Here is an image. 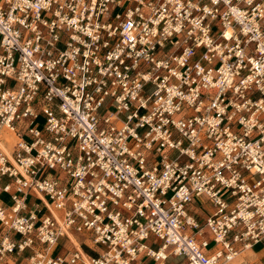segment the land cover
<instances>
[{
  "label": "built area",
  "instance_id": "obj_1",
  "mask_svg": "<svg viewBox=\"0 0 264 264\" xmlns=\"http://www.w3.org/2000/svg\"><path fill=\"white\" fill-rule=\"evenodd\" d=\"M257 244L264 0H0V264Z\"/></svg>",
  "mask_w": 264,
  "mask_h": 264
},
{
  "label": "crops",
  "instance_id": "obj_2",
  "mask_svg": "<svg viewBox=\"0 0 264 264\" xmlns=\"http://www.w3.org/2000/svg\"><path fill=\"white\" fill-rule=\"evenodd\" d=\"M35 201V196L29 199V206H32ZM63 248H59L58 252H62L65 250V243L62 245ZM66 247L68 249H72L70 244H67ZM171 259H178L176 257H169L165 264H175L173 262H169ZM146 264H152V262L147 261ZM177 264H185L183 259ZM232 264H264V244H257L251 247L248 250L243 251L233 262Z\"/></svg>",
  "mask_w": 264,
  "mask_h": 264
},
{
  "label": "rangeland",
  "instance_id": "obj_3",
  "mask_svg": "<svg viewBox=\"0 0 264 264\" xmlns=\"http://www.w3.org/2000/svg\"><path fill=\"white\" fill-rule=\"evenodd\" d=\"M43 124H44V118H43V117H39V118L36 120V126H37L38 128H41ZM256 180H257V178H254L253 181H252L251 183H254ZM1 200L4 201V203H10L8 197H6V196H4V195L1 196ZM195 206L198 207V208L202 207V208H204L205 210H207V209L210 208V204H209L208 202L205 203L204 200H202V199H196V201H195ZM148 243H149V245L151 244L149 241H147L146 244H148ZM153 248H154V247H153ZM181 260H182V258L171 259V260H169V262H173V263L177 264V263L180 262Z\"/></svg>",
  "mask_w": 264,
  "mask_h": 264
}]
</instances>
